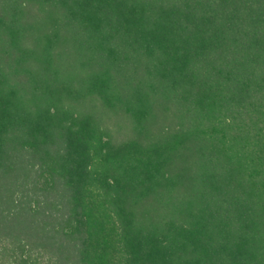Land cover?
<instances>
[{
	"label": "trees",
	"instance_id": "trees-1",
	"mask_svg": "<svg viewBox=\"0 0 264 264\" xmlns=\"http://www.w3.org/2000/svg\"><path fill=\"white\" fill-rule=\"evenodd\" d=\"M0 264H264V0H0Z\"/></svg>",
	"mask_w": 264,
	"mask_h": 264
}]
</instances>
